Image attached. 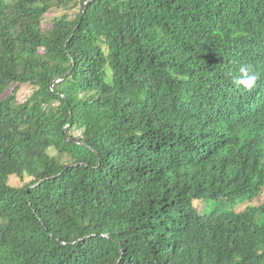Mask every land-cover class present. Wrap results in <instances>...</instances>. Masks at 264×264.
Returning <instances> with one entry per match:
<instances>
[{"label":"trees","instance_id":"1","mask_svg":"<svg viewBox=\"0 0 264 264\" xmlns=\"http://www.w3.org/2000/svg\"><path fill=\"white\" fill-rule=\"evenodd\" d=\"M0 264H264V0H0Z\"/></svg>","mask_w":264,"mask_h":264},{"label":"rangeland","instance_id":"2","mask_svg":"<svg viewBox=\"0 0 264 264\" xmlns=\"http://www.w3.org/2000/svg\"><path fill=\"white\" fill-rule=\"evenodd\" d=\"M75 3H72L71 6L67 9H54L53 11H51L46 19H45V23L46 24H50L51 20L56 17V16H61L62 14L68 12V13H74L77 12L78 9L74 7ZM32 92V87L30 85H25L22 86L20 91H19V98L20 100H25ZM74 134L80 135L81 131L76 130L74 131ZM53 153H56V151L52 150ZM26 180H23L21 178H19L18 176H12L9 179V183L15 186H20L23 185L25 183ZM257 202V200H253V202H244L242 204L239 205H234L233 203L227 201L226 199H199L196 200L194 202V207L198 210V212L200 213H207V212H211L215 209H225V208H238V209H242L244 207H246L249 204H253L255 205ZM241 206V207H240Z\"/></svg>","mask_w":264,"mask_h":264},{"label":"clouds","instance_id":"3","mask_svg":"<svg viewBox=\"0 0 264 264\" xmlns=\"http://www.w3.org/2000/svg\"><path fill=\"white\" fill-rule=\"evenodd\" d=\"M239 71L242 75L237 82L244 88H253L256 83L257 77L255 75H249V68L247 66L241 65Z\"/></svg>","mask_w":264,"mask_h":264}]
</instances>
